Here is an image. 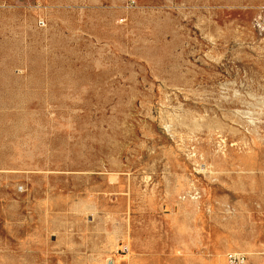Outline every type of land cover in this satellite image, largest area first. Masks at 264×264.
<instances>
[{"label": "rangeland", "instance_id": "1", "mask_svg": "<svg viewBox=\"0 0 264 264\" xmlns=\"http://www.w3.org/2000/svg\"><path fill=\"white\" fill-rule=\"evenodd\" d=\"M264 264V0H0V264Z\"/></svg>", "mask_w": 264, "mask_h": 264}, {"label": "built area", "instance_id": "2", "mask_svg": "<svg viewBox=\"0 0 264 264\" xmlns=\"http://www.w3.org/2000/svg\"><path fill=\"white\" fill-rule=\"evenodd\" d=\"M227 261L229 264H242L243 263V258L238 257L236 255H228L227 256Z\"/></svg>", "mask_w": 264, "mask_h": 264}]
</instances>
